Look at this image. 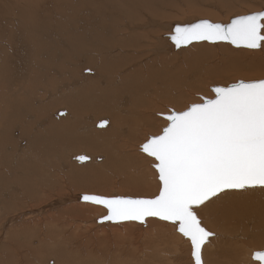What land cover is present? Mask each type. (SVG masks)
<instances>
[{"label":"bare ground","instance_id":"bare-ground-1","mask_svg":"<svg viewBox=\"0 0 264 264\" xmlns=\"http://www.w3.org/2000/svg\"><path fill=\"white\" fill-rule=\"evenodd\" d=\"M175 1H179L180 5ZM233 2L235 0H21V11L16 13L17 20L12 24L4 18L3 13L13 7H8V0H0V38L3 42L0 50V204L10 212L17 208H29L22 215L14 214L12 218L6 219L7 223H0L1 226L4 224L0 231V264H46L47 260L49 264H65V260L70 264H77L74 263L76 257H85L91 264H125L129 260L130 255L140 246L128 248L126 245L130 237L127 236L130 230L126 224L133 221H122L115 225L101 224L97 222L98 217L95 221L98 224H95L88 216L99 212L103 216L106 209L101 205L81 201L78 195L109 196L102 188L108 185L104 174L114 166L122 170V189L126 185L138 186L141 191L150 190L147 182L136 176V168L131 169L136 166L135 160L127 157V163L123 161L119 153L121 145L113 144L114 139L117 142L122 139L121 134H115L112 129L118 133L138 136L143 125H150L146 122L151 121L149 114L145 113L146 109L152 110L149 107L151 102H158L163 96V101H169L171 93L178 88L177 80H180L183 96V93L201 86L204 78H212L209 71L217 72L222 66L230 70L228 73L238 74V67L251 68L253 71L250 72L253 73H263L264 49L238 54L229 53L221 46L211 53L203 50L206 56L217 57L214 64L203 61L195 66L185 65L180 71L188 73L185 76L173 73L176 68L171 65V61L178 56L184 59L189 53L188 46L174 49L166 36L171 32L172 25L178 23L173 18L181 11V4L184 5V10L187 7L194 13L197 12L195 15L200 17L195 20L210 17L215 22L214 12L221 9L220 4L231 5ZM258 4L264 8V0H259ZM109 7L115 9L112 12L115 16L113 19ZM8 14L13 15L11 12ZM104 16L110 20L99 23L98 20ZM24 19L27 24L23 22ZM72 21L79 22L80 29L74 28ZM189 22L191 19L188 18L182 24ZM62 36L65 37V47L55 50L54 46L57 45V40H62ZM111 45L127 51L123 54L124 62L120 66H117V58L109 52ZM143 47L152 50L155 61L163 63L159 67L162 73H141L138 64L127 72L117 73L120 68L137 61H141L142 68H145L147 58L142 54ZM41 48L47 54L42 52L44 58L40 59L35 53ZM80 54H84L97 70L106 73H98L92 69L82 73L84 70L77 59ZM174 62L180 65L183 61L180 59ZM196 66L205 67L208 72L199 71ZM55 67L61 68L63 73ZM153 67L152 64L148 65L147 71L152 72ZM177 97L171 98L170 103L177 102ZM122 99H125L124 102H121ZM53 107L56 108L50 109ZM141 108H144V112L138 114ZM61 109L65 112L60 116ZM91 112L95 115L106 113L93 120V126H96L99 120L106 119L108 123L103 127L105 132L95 133L91 129L92 122L85 124L87 113ZM129 112L132 113L131 116ZM112 123L113 126L110 127ZM96 144L104 149L100 153L106 154V160L100 165H96L94 161L102 160L104 155L92 153L91 156L83 153V150L76 151L77 147L99 149ZM59 151L68 153L67 163L61 164L60 169L53 172L54 164L63 158L62 154L57 155ZM77 155L87 156L88 159L84 162H93H87L84 166L76 165L70 160H76ZM35 161H39V168ZM22 167L26 173L21 171ZM59 174L67 177V184L76 192L68 190L67 193L71 194H66L60 188L64 193L58 190L61 195L53 194L58 197L46 201L45 189L52 186L55 176ZM59 187L58 184L57 189ZM65 187L67 190V185ZM252 191L254 190L240 193L233 191L234 199L221 200L218 213H225L227 220H216L206 208L199 213L202 220L217 227L214 235L230 233L232 226L238 223L251 228V224L255 222L256 230H261L262 222L258 223L255 218L264 220V199L258 201L261 209H256L252 214L253 221L242 219L255 206L256 199L251 197ZM47 195L51 196L49 193ZM228 220L233 221L231 227L224 225ZM160 223L143 229L141 245L153 248L158 242L169 245L166 240L168 236L164 235L169 229ZM65 228L69 230H64ZM95 228L94 234L88 238L87 234L93 233ZM233 229L236 231L233 234H237L240 227L236 225ZM79 235L87 236L79 238ZM40 236L52 241L45 242ZM254 236L259 238L255 244L264 238L262 235ZM73 238L75 242H72ZM68 240L71 241V250H67L65 246ZM210 240L211 237L202 249L204 264H207V255L210 254L208 247L214 244L220 245V251L225 256L217 260L216 264H220V260L223 261L222 264H247L250 259L248 256L251 249L245 250L244 256H240V248L232 239L225 242L222 239ZM58 241H61L60 244L51 245ZM187 242L191 255V244L190 241ZM88 243L92 248L87 246L85 252L82 251L83 256L78 251ZM221 245L236 250H221ZM238 256L245 261L239 263Z\"/></svg>","mask_w":264,"mask_h":264},{"label":"snow or ice","instance_id":"snow-or-ice-1","mask_svg":"<svg viewBox=\"0 0 264 264\" xmlns=\"http://www.w3.org/2000/svg\"><path fill=\"white\" fill-rule=\"evenodd\" d=\"M170 39L177 48L226 42L236 48L264 49V10L236 16L227 24L204 19L177 25ZM210 91L180 110L158 114L163 126L141 144L158 175V194L83 196L107 210L101 222L144 223L149 217L170 222L190 241L194 264H204L202 249L214 235L199 213L233 191H264V79L215 84ZM107 123L101 121L99 127ZM76 159L83 162L88 157ZM253 259L264 264V251H255Z\"/></svg>","mask_w":264,"mask_h":264},{"label":"rangeland","instance_id":"rangeland-1","mask_svg":"<svg viewBox=\"0 0 264 264\" xmlns=\"http://www.w3.org/2000/svg\"><path fill=\"white\" fill-rule=\"evenodd\" d=\"M258 1L259 0H235V2H233L231 5H229V4L226 5L225 3H222V4H220V8L221 9H219L218 11L214 12L215 13V22H218V21H220V22H228L229 18H231V17L247 14V13H250V12L251 13L252 12H257V11H260V10L264 9V8H262V6H260V4H258ZM175 2H177L180 5L179 1H175ZM21 4H22L21 0H8V7L10 5L13 8L12 9L8 8L7 11L13 13V15L10 16L8 14V12L5 11L3 13L4 18H7L10 22H12V24H14L15 21L17 20L16 13L18 11H21V8H20ZM181 7H182V9H181L180 12H182V13L177 12L178 13V15H177V13L175 12L176 15H174V16H176V17L173 18V20H175V22H178L179 24H182L184 21H187L188 18L191 19V21H193L196 18L200 17V16H196L195 15L197 12L194 13L192 10H190L187 7H186L187 9L185 8V10H184L183 9L184 5L181 4ZM52 8H54V7H52ZM114 10L115 9L113 7H109V11H110V14H111V19H113L115 17L112 14V12H114ZM171 12H173V11H171ZM50 14H51V12H50ZM61 14H62V12H61ZM139 15H141L140 12H139ZM201 18H203V17H201ZM209 18L210 17H208V19ZM204 19H206V18H204ZM109 20H110V18H108L107 16H104L102 19H100L98 21H99V23L100 22L105 23V22H107ZM210 21H211V18H210ZM23 22L25 24L28 23L26 21V19H24ZM71 23H72L71 25L74 28L76 27L77 29H80V25L81 24L79 22L75 23V22L72 21ZM153 28H158V27H153ZM125 29H127V28H125ZM65 42H66L65 41V37L62 36V40H57V45L54 46V49L55 50H60L61 48L65 47ZM141 45H144V43H142ZM206 46L209 47V48H206ZM220 46H221V48L223 47V49L226 50L229 53L236 52L238 54H245V53H248V51L252 50V49L248 50L246 48H236L235 46H232V45H230V44H228L226 42H220V43H217V44H210V43H207V42H204V43H201V44L193 43L192 45H189L188 48H187V50H189V53L186 56V58L183 59V58L178 56L176 58V60H174V61H177V60L181 59L183 61L182 64L177 65L176 62L171 61V65L176 68V70L173 71V73H179V74H182L183 76H185L188 73H180V71L182 70V68L185 65H189V66L194 65L195 66L198 63L203 62V61L204 62H208L209 64H214L215 61L217 60V57L211 58L209 56H206L205 53L203 52V50H208L211 53L213 51H217L220 48ZM2 47H3V42L1 41V38H0V50H1ZM142 50H143L142 54H144V56L147 58L145 68H142L141 61H137V62H134L133 64L131 63L128 67L120 68L117 73L127 72L134 65L137 66V64L140 66V72L141 73H162V71H160L161 70L160 68L162 67L163 63L160 60L159 61H155L153 59L152 50L148 49L147 47H143ZM137 51L140 53L139 49H137ZM42 52L47 54V51L44 48H41L38 51H36L35 55L38 58H40V59L44 58L42 56ZM109 52H110V54L112 56L117 58V60H118V65L117 66H120L124 62L123 54L127 53V51H125V50L121 51L116 46L111 45L109 47ZM54 54H55V57L57 59H60V56H57L56 53H54ZM77 59H78L79 64L82 66V68L84 70V71H82V73H87L85 70L88 69V68H90L92 70H95L98 73H106V72H103L102 70H97V68L94 66V64L92 62H89L86 59L84 54H80L77 57ZM150 64L154 65L152 72L147 71V66L150 65ZM196 67H197V69L199 71L208 72V70H206L205 67H199V66H196ZM56 69L60 73H63V70L61 68H56ZM250 71H253V70L251 68L243 69L242 67H238V72H239L238 74L228 73V72H230V70L227 69L226 66H222L217 72H214V71L211 70V71H209V73H210V76L212 78H207V79L204 78L203 81L201 82V86L195 87V89H191L190 91H187L186 93H183V96H182V87H181V84H180V80H177L176 86L178 88H177L176 91H173L171 93V95H170V97L168 99L169 101H167V102L163 101V99H164L163 97H165V96H163V97L160 98V100L158 102L157 101L151 102V105L149 107H152L153 108L152 110L148 111L146 109V111H147V112H145V113H147L146 115L149 114V116L151 118V121H146V122L150 123V125H147V124L143 125V127L138 131L139 132L138 136L137 135L136 136L135 135L132 136L131 134H127L126 132L125 133H122V132L118 133L117 130L112 129L115 132V134H121V138L122 139L119 140L118 142H117L116 139H114L115 141H114L113 144L121 145V148L119 149V153L122 155L123 161H125L127 163V157H132V159L135 160V161L134 160L133 161L135 162L136 166H132L131 169H135L136 168V172H137L136 176H139V178L142 181L147 182L148 186L151 187V188L147 192L146 190H144V191L139 190L138 186L137 187H126V185H124L125 189H122V187L120 186V178H121L120 174H121L122 170L117 169L114 166L113 169L111 171H108L107 174H104V172H103V174L105 175V178H107V181H108L107 182L108 185L106 187H102V188L105 189L106 193L109 196H114V195H123L124 196V195H128V196H136V197H153L156 194H158L159 183H158V179H157V173H156L155 169L152 166L151 159L150 158H146L145 154H143L140 151V145L146 140V138L149 135H151V134L157 133L160 130V128L163 126L164 121H163L162 117L160 115H158V114L165 113L171 108H176L177 110H180V109L184 108L185 105L188 102L192 101L193 99H196L198 96H209V95H211L212 93L210 91V87L215 85V84L227 85L229 83L236 82L237 80L250 81V80H258V79H263L264 78V70H263V73H260V74H263V75H260L258 73H253V72H250ZM205 81H206V83H205ZM175 96H178L176 98V99H178V101L170 103L171 98L174 99ZM180 97L183 98V99H180ZM124 100L125 99H122L121 102H124ZM62 103H60V104H62ZM123 105H125V104H123ZM115 107H116V105H115ZM54 108H56V107H53V108H50V109H54ZM143 112H144V108H141L138 111V114L139 113L143 114ZM97 114L98 115H95L93 112L87 113V115H88L87 121H84V122H85V124H86V122H89L90 124L92 122V125H91L92 128L91 129L95 133L105 132V131H103V129H105V128H101L100 127L101 128L100 129L99 127L93 126V123L95 122V121L93 122V120L100 118V116L106 115V113H97ZM131 115H132V113L129 112V116H131ZM153 118H155V119H153ZM112 126H113V123L111 124L110 127H112ZM115 128H117V126ZM123 134H125V135H123ZM94 136H99V135H95L94 134ZM96 145H97V147L99 146L98 144H96ZM23 146H24V144L21 145V147H23ZM80 150H83L84 151L83 153H86V154L89 153L90 155L92 153L95 154V155H101V154H102L101 156L104 155L102 160L94 161V163L96 165H100V164H102L104 162V160H106V154L100 153V150L102 151L104 149H100V148L97 149L96 148L95 150H91V149L87 150L84 147L83 148H80V147L76 148V151H80ZM58 154H62L63 158H61V160L59 162L54 164V171L53 172H55L56 170H59L60 167H61V164H66L67 163L66 155L68 153H66L65 151L64 152L63 151H59V152H57V155ZM69 159H70V156H69ZM29 161H31V160H29ZM70 161L74 162L76 165H78V164L80 165L81 164L82 166H84L85 164L87 165L88 164L87 162H89V163L91 161L93 162V160H91V161H86L84 163H79V162H77L74 159H71ZM35 163H36L37 167L39 168V164H38L39 161H35ZM143 167H144V169H143ZM21 169H22L21 170L22 172L26 173L24 167H22ZM104 170L105 169H103V171ZM90 173L93 174V172H90ZM59 176H55V178H54L53 184L56 187L52 184V186L50 188L45 189V191H47V192H45L46 193L45 195H46V198L48 199L46 201H50L52 198L56 199L55 197H58L59 195H61L60 191L63 192L62 190H64L66 194H71V193H67L68 190H69V192L72 190V188L67 184L68 183L67 177H64L65 176L64 174L63 175L59 174ZM56 177H59V179L62 182L59 179L56 180ZM55 181L57 182V184H56ZM59 181H60V183H59ZM64 182L66 183V185L68 187L67 190H65L66 187L64 188V186H66ZM58 184L60 185V187L57 189ZM58 190H60V191H58ZM49 191H52V193L49 192ZM20 192H15V193L19 194ZM72 192H76V191L72 190ZM77 192H79V191H77ZM143 192H144V194H143ZM145 192H147V193H145ZM235 192H237V191H235ZM48 193L51 196H48L47 195ZM80 193H82V192H80ZM83 193H85V192H83ZM53 194H56L58 196L53 195ZM145 194H146V196H145ZM251 194H252L251 197L256 199L255 206L252 207L253 209L249 212V215H245V216L242 217V219L247 220L248 222L249 221L250 222L253 221L252 218H254V217H252V214L256 211V209H261L259 207L260 205L258 204V201L264 199V191H262V190L256 189V190L252 191ZM234 197H235V194H233V192L229 193L228 195H223L221 199H218L214 203L209 204V206L206 209L211 213V215L214 218H216V220H218V221L219 220H227V218L225 217V213L224 214H219L218 213V211H220V203H221V200L228 201L229 199H234ZM49 198H51V199H49ZM28 209H29L28 207L27 208H17L14 211L10 212L9 209H4L2 204H0V223L3 222L5 224V223H7L8 219L12 218L11 217L12 215H14V214L15 215H19V214L22 215L24 212L28 211ZM101 216H102V212H99L97 214H90L88 217L90 218V220H92V222H94L95 224H98L95 221H96V219L98 217H101ZM201 218H202V216H201ZM255 220L258 223L262 222L261 230H259V229L256 230L255 222H253L251 224L252 225L251 228H248L247 226H244V224H242V223H238V224H235L234 226H232V229L230 230V233H225V234L221 233L219 235H213L211 237V240L222 239L225 242L227 239H232L235 242V245L239 246V248H240V252H239L240 256H244L243 254H244L245 250H247V249H251L250 251H252V252L257 251V250L258 251L264 250V238H263L262 241L257 242L256 243L257 245H256L255 241L258 240L259 238L254 236V235H262L264 237V220L262 218H255ZM202 222L206 226V228L208 230H210L212 233H214L217 230L216 226H211V225L208 224V222H205L204 220H202ZM232 222H233L232 220H228V221H226L224 223V225L226 227H231L230 225H233ZM159 223L160 224H164L165 227H167L169 229L164 234V235L168 236L166 240H167V243L169 245H166V243H161V242L156 243L154 248L152 246H143V245H141V243H142L141 235H143V233H142L143 229L146 228L148 225L149 226H151V225L154 226V225H157ZM166 223H165V221H161V220H159L157 218L150 217L144 223L133 221L132 223H127L129 225L126 224V226H128V229L130 230L128 232V235H127V236L130 235V237L128 239V242L126 244L127 247L128 248H133V247H135L137 245H140L139 248H137L136 252L133 253V255H130L128 261H130L131 263L127 261L126 262L127 264H192V258H191V255H189V243L187 242L188 240L186 238H184L180 233H178L176 231V227L173 224L169 225L170 222H169V224H168V222H166ZM4 224H2V225L4 226ZM111 224L115 225L117 223H111ZM236 225L239 226L240 229L237 230V231H239L237 234H233L234 232H236L233 229ZM3 226H1V224H0V231L2 230ZM5 230L3 231V233L5 232ZM64 230H69V229L65 228ZM95 230H96V228L94 229L93 233L87 234L88 238H90V236L94 234ZM218 232H220V231H218ZM251 232H253V235H251ZM214 234H216V233H214ZM17 235L23 236L20 233H17ZM87 235H79L78 237L79 238H84ZM35 238L36 237H33V239H35ZM40 238L43 241H45V242L52 241L51 239L47 240V238L46 237L44 238L43 236H40ZM37 240H38V238H37ZM72 240H73L72 242L76 241L74 238ZM69 241L70 240H68L66 245H65L67 250H71V248H72L70 246V244H69ZM59 242H61V241H58L56 243H52L51 245L52 246L58 245V244H60ZM29 243L32 244V241H29ZM38 243H41V242H38ZM87 246H89V243L86 246H82V249H80L78 252L83 254L82 251L84 250V252H85V248ZM219 246L214 244V245H210L208 247L209 248L208 251L210 250V254L207 255V264H216V262H218L217 260H219L221 257H225V256L222 255V252L220 251V247ZM89 247L92 248V245L89 246ZM225 248H227L228 250H231V251L232 250L233 251L236 250V248L233 249V248H230L229 246L227 247L225 245H221V250H224ZM138 250H140L141 253H139L140 251H138ZM162 252H163V254H162ZM252 252H249V256L248 257L250 259L252 257ZM217 253L218 254L220 253V254L218 255ZM144 254L147 255V256H145ZM136 255L141 258V261L139 260L140 258L137 257ZM83 256H84V254H83ZM215 256H217L218 259ZM240 256H238V258H237L239 263L244 262L245 260L243 261V259ZM50 257H52V256H50ZM147 258H149V259H147ZM250 259H248L247 264H254V262H255V264H257V261H255L253 259L250 260ZM87 260H89V259H86L85 257H84V259L76 257V260H75L74 263H77V264H89L90 262L87 261ZM153 262H155V263H153ZM63 263L70 264L68 260H65V262H63ZM222 263H223V261L220 260V264H222ZM46 264H49L48 260H47Z\"/></svg>","mask_w":264,"mask_h":264},{"label":"water","instance_id":"water-1","mask_svg":"<svg viewBox=\"0 0 264 264\" xmlns=\"http://www.w3.org/2000/svg\"><path fill=\"white\" fill-rule=\"evenodd\" d=\"M262 10H264V9H262ZM258 12V11H257ZM248 14V13H247ZM236 17V16H235ZM235 17H231V18H229V20H228V22H220V21H218V22H214V23H224V24H227V23H229L230 21H231V19H233V18H235ZM200 20H204V19H198V20H195V21H191V22H189V23H184V24H179V23H174L173 25H172V27H171V32L168 34V35H166L167 36V38H168V40H169V42L172 44V46L174 47V49H178L177 47H175V45H174V43L171 41V39H170V36H171V34H173V32H174V29H175V27L177 26V25H187V24H192V23H197V22H199ZM206 20H208V19H206ZM210 21V20H209ZM211 22H213V21H211ZM182 47H184V46H182ZM264 79V78H263ZM258 80H260V79H258ZM237 81H239V80H237ZM250 81H253V80H250ZM230 84V83H229ZM212 87V86H211ZM211 87H210V89H211ZM64 110L63 109H61V111L59 112V115L61 116V113H63L64 114ZM62 114V115H63ZM104 120H106V119H104ZM103 119L102 120H99L97 123H96V127H99V124H100V122L101 121H104ZM107 121V120H106ZM100 128V127H99ZM141 146V145H140ZM140 151H141V148H140ZM142 152V151H141ZM78 156H81V155H77L76 157H78ZM76 157H75V159H76ZM76 161L77 162H81V161H79L78 159H76ZM84 162V161H83ZM157 179H158V175H157ZM84 195H92V194H79L78 196H79V200H81V201H84L83 200V196ZM114 196H117V195H114ZM106 197H111V196H106ZM129 197H133V198H137L136 196H129ZM105 215H107V210H106V213H105ZM105 215H103L102 217H104ZM102 217H100L99 219H97V222L98 223H113V222H111V221H103V222H101V219H102ZM158 219V218H157ZM137 222H139V221H137ZM141 223V222H140ZM176 231L178 232V229L176 228ZM179 233V232H178ZM182 235V234H181ZM261 251H264V250H261ZM255 252V251H254ZM253 252V253H254ZM253 253H252V257H251V259H253ZM191 258H192V255H191ZM192 260H193V258H192ZM254 260V259H253ZM258 262V264H260V262L259 261H257ZM193 264H194V261H193Z\"/></svg>","mask_w":264,"mask_h":264}]
</instances>
